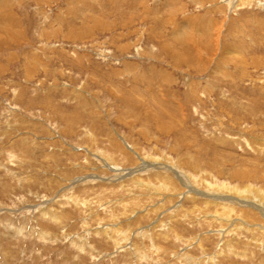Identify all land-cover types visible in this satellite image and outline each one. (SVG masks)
<instances>
[{"label": "rangeland", "instance_id": "374dc122", "mask_svg": "<svg viewBox=\"0 0 264 264\" xmlns=\"http://www.w3.org/2000/svg\"><path fill=\"white\" fill-rule=\"evenodd\" d=\"M241 4L0 0V264H264V0Z\"/></svg>", "mask_w": 264, "mask_h": 264}, {"label": "bare ground", "instance_id": "6f19581e", "mask_svg": "<svg viewBox=\"0 0 264 264\" xmlns=\"http://www.w3.org/2000/svg\"><path fill=\"white\" fill-rule=\"evenodd\" d=\"M242 1V4H243V6L244 5H246V4H248L249 5V3H251L252 2V0H241ZM241 4V5H242ZM247 6V5H246ZM209 30V29H208ZM210 185V184H209ZM221 185V184H220ZM229 187V186H228ZM165 188V187H164ZM215 189V188H214ZM210 190H211V188H210ZM220 190V189H219ZM236 190V189H235ZM237 190H238V188H237ZM208 192H211V195L210 196H212V198L214 199V198H216L215 200H213L212 202L213 203H215L216 205H220V206H224V210H226V212L228 211V210H230L231 209V207H232V205H230V204H237V205H249V203H248V201L250 200L249 199V194H244V193H248V191L246 190V191H243V190H241L240 192L238 191H236L235 192V194H237V196L236 195H234V192L232 193V192H229V196H223V195H221V194H218L217 192H213V191H208ZM257 192V191H256ZM230 193H232V194H230ZM224 194V193H223ZM202 196H206L205 194H201ZM225 195V194H224ZM228 195V194H227ZM251 200H253L256 204H257V209H260V210H263L264 211V205H262V204H264V200H260L259 198H257V197H255V198H253V199H251ZM217 202H220V203H218L217 204ZM240 202V203H239ZM251 206H255V205H251ZM241 207V206H240ZM221 208V207H220ZM253 208V207H252ZM230 213H232L231 211H229ZM263 213V212H262ZM216 218L218 219L219 218V216H216ZM220 219V218H219ZM223 219V218H222ZM221 219V220H222ZM226 221H228L227 223L228 224H230V225H232V226H234V227H239V225L240 224H236L235 225V222H234V220H233V222H234V224L233 223H231L232 222V220L231 219H229V217H227V219H225ZM250 225V224H249ZM252 225V224H251ZM240 228V227H239ZM242 228V227H241ZM253 228V227H252ZM261 229V228H260ZM239 230V229H238ZM139 232V231H138Z\"/></svg>", "mask_w": 264, "mask_h": 264}]
</instances>
